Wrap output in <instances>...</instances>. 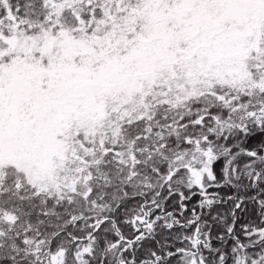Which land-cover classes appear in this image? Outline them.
Segmentation results:
<instances>
[{"label":"snow or ice","instance_id":"1","mask_svg":"<svg viewBox=\"0 0 264 264\" xmlns=\"http://www.w3.org/2000/svg\"><path fill=\"white\" fill-rule=\"evenodd\" d=\"M0 264H264V0H0Z\"/></svg>","mask_w":264,"mask_h":264}]
</instances>
